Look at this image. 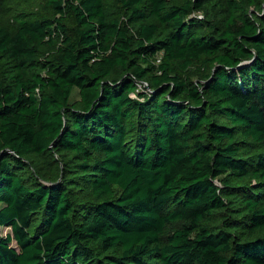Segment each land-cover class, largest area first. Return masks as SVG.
<instances>
[{
  "label": "trees",
  "instance_id": "16d2710c",
  "mask_svg": "<svg viewBox=\"0 0 264 264\" xmlns=\"http://www.w3.org/2000/svg\"><path fill=\"white\" fill-rule=\"evenodd\" d=\"M50 3L0 27V264H264V0Z\"/></svg>",
  "mask_w": 264,
  "mask_h": 264
},
{
  "label": "rangeland",
  "instance_id": "374dc122",
  "mask_svg": "<svg viewBox=\"0 0 264 264\" xmlns=\"http://www.w3.org/2000/svg\"><path fill=\"white\" fill-rule=\"evenodd\" d=\"M18 11L27 13L30 18L36 15H43L60 19V16H57L55 10L52 9L50 0H0V27L11 25L15 13ZM173 230L175 228H170L168 233ZM9 234H11L10 228H0L1 237H7ZM12 246H15V243Z\"/></svg>",
  "mask_w": 264,
  "mask_h": 264
},
{
  "label": "built area",
  "instance_id": "2783aa9c",
  "mask_svg": "<svg viewBox=\"0 0 264 264\" xmlns=\"http://www.w3.org/2000/svg\"><path fill=\"white\" fill-rule=\"evenodd\" d=\"M198 18L202 19L203 17L201 15H198Z\"/></svg>",
  "mask_w": 264,
  "mask_h": 264
}]
</instances>
